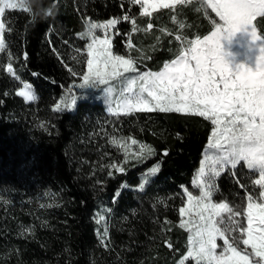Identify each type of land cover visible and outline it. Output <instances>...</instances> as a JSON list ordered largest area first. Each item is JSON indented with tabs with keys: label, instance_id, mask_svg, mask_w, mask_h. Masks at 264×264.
<instances>
[{
	"label": "trees",
	"instance_id": "1",
	"mask_svg": "<svg viewBox=\"0 0 264 264\" xmlns=\"http://www.w3.org/2000/svg\"><path fill=\"white\" fill-rule=\"evenodd\" d=\"M46 9L53 14L44 19ZM125 15L129 19L122 21ZM108 19L120 20L113 52L140 58V71H159L187 41L202 39L214 30L213 22L220 23L200 0L148 16L132 0H39L32 11H5L0 194H8L11 204L0 207V264H176L187 252L190 233L177 224L179 209L183 189H191L208 146L211 122L188 113L110 115L101 102L85 98L88 92L78 95L72 111L52 109L85 72L88 40L79 35L86 23ZM254 25L264 35V17ZM9 64L15 77L6 71ZM21 83L31 86L34 102L16 94ZM129 138L156 154L124 163L113 141ZM112 163L125 170L117 172ZM157 164L159 171L149 175L141 190L144 174ZM255 179L257 174L241 163L217 178L213 198L243 209L247 194L259 197ZM37 193L52 195L56 202L34 209L25 197ZM102 207L110 222L103 243L94 220Z\"/></svg>",
	"mask_w": 264,
	"mask_h": 264
},
{
	"label": "snow or ice",
	"instance_id": "2",
	"mask_svg": "<svg viewBox=\"0 0 264 264\" xmlns=\"http://www.w3.org/2000/svg\"><path fill=\"white\" fill-rule=\"evenodd\" d=\"M184 2L132 0L140 5L142 16L151 15L149 9L170 8ZM200 3L210 7L222 23L213 22L214 30L202 39L197 37L187 41L188 46L182 48L175 59L164 63L159 71H140L131 57L113 52L112 38L108 33L116 27L117 19L89 22L82 34L90 40L87 44V71L83 73L81 83L68 86L71 102L64 106L71 109L77 100L72 94L73 87L83 89L86 86L100 89L111 104L115 89L108 85L109 81L117 80L123 87L116 109L110 106L109 113H190L209 120L212 128L208 148L213 154L205 155L193 181L199 187V195L194 196L185 189L187 204L179 209L184 216L186 212L191 215L194 208L197 217L180 224L190 235L188 251L179 264L189 258L195 264H264V35L258 34L254 25L257 17H264V0H200ZM6 9L29 11L24 0H0V17ZM123 19L129 17L125 15ZM132 24L135 31V19ZM97 29L103 31V38L96 35ZM245 30L258 47L255 67L244 64L230 67L221 40L231 41L235 33ZM4 31L5 24L0 22V51L6 46ZM176 39L179 40L180 36ZM6 71L13 72L10 64ZM128 73L135 75H125ZM72 75L77 73L72 71ZM102 85L105 87L101 89ZM25 88L28 91L17 95L35 100L30 86L25 85ZM54 110L59 111L60 105L57 104ZM131 143L137 141L132 139ZM155 154L151 146L141 144L135 158L142 162ZM127 160L126 155L124 163ZM241 163L259 173V178L253 181L260 188L259 197L247 194V205L243 209L226 202V199L216 202L213 197L217 178L226 169L235 170ZM110 167L118 172L125 170L116 163ZM158 171L157 164L149 169L148 175ZM108 175L111 176L112 172L109 171ZM146 183L147 180L140 185L141 190ZM243 219H246L247 226L242 223ZM100 220H104V216H100L97 223ZM104 235H107V229ZM218 241H222V245ZM239 244L244 248L241 249ZM249 248L250 252L247 251Z\"/></svg>",
	"mask_w": 264,
	"mask_h": 264
},
{
	"label": "rangeland",
	"instance_id": "3",
	"mask_svg": "<svg viewBox=\"0 0 264 264\" xmlns=\"http://www.w3.org/2000/svg\"><path fill=\"white\" fill-rule=\"evenodd\" d=\"M188 1L189 0H185V2H188ZM205 6L207 8H210L206 4H205ZM157 9H159V8H157ZM6 10H12V9H6ZM16 10H22V9H16ZM149 11L151 13L153 12L151 9H149ZM218 19H219V17H218ZM121 20L122 21H126L123 18ZM119 21L120 20H118V22ZM0 22H2V17H0ZM88 23L89 22L86 23V28H87ZM220 23H222V22L220 21ZM114 29L110 30V32L108 33V35L111 38H113ZM82 34L79 35V37L80 38L87 39L88 40V43H89L90 42L89 38L87 36H83L82 37ZM96 35H98L101 38H103L104 33H103L102 30L97 29L96 30ZM221 46H222V51H224L226 53L225 60L229 63V66L230 67H234L237 64H244L246 67H249V68H254L255 67V57L259 54L258 47H257L256 42L251 41V38L248 35V33H247L246 30L235 33L234 36L232 37L231 41H227V40L222 39L221 40ZM127 47H130L129 46V43H127ZM86 52H87V47H86ZM143 53L144 52H142V54ZM126 58H127V56H126ZM132 59L136 62V66L138 67V64L140 62V60H139L140 58L139 59L132 58ZM7 67H6V69H7ZM86 71H87V62H86L85 72ZM9 74L11 76L15 77V75H14L13 72L12 73H9ZM125 75L131 76V75H135V74L134 73H128V74H125ZM81 82L82 81L80 79L77 82V84H79ZM25 85L30 86L27 83H21V87L16 92V94L18 92H21V91H28V89L25 88ZM108 86H111V87H113L115 89V91L113 92L114 99L111 102V104L109 103V101H108L107 97L105 96V94L100 89H97V88H94V87H91V86H86L83 89H78V88L73 87L72 94L73 95H76L78 97V95L83 94V93L86 94L88 92V94H87V96H85V98L90 97V98L96 99L97 101L101 102L104 105V107H105L106 113H108L110 115H125L124 113H121L119 111H117L116 114H112V113H109L108 112V108L110 106L112 108L116 109L117 103L119 102V92H120L121 88L123 87V84L120 83L117 80H114V81H109V85ZM103 87H105V86L102 85L101 86V89ZM30 89L33 92L31 86H30ZM34 95H35V93H34ZM19 97H21L24 100V102H26V103H31V102H34L36 100V99L35 100H26L24 96H19ZM70 102H71V96L68 94V91H66L65 94L60 98V100H58L56 102V104L53 106L52 109L54 110L56 108V105L59 104L60 105V110L59 111H64V110L72 111L73 106H72L71 109L65 108V106H64L65 104L70 103ZM188 114H190V113H188ZM131 140L132 139H129L127 141H125V140L115 141V144H117L118 147L121 149L122 153L124 154V159H125V156L127 155L128 156V160H133V161L138 162V160L135 158V154L140 151V145L141 144L138 143V142L136 144H132L131 143ZM125 149H127V151ZM206 154L207 155H212L213 154L212 153V150H210L208 148V146H207V148H206V150H205V152H204V154L202 156L201 161L204 160ZM145 160L146 159H143L142 162L145 161ZM200 166H201V162H200L199 167H198V169L196 171V175H195V178L193 179V181L196 179V176H197V173H198V170H199ZM151 168H149V169H151ZM149 169L144 174V177L142 179V183H144L145 180H147V178L149 177V175H148ZM227 170H232V169L231 168H228L225 171H227ZM254 172L257 174V179H258L259 178V173L257 171H254ZM185 189L186 188L183 189L184 193H185ZM137 190H140V188H137ZM187 190L189 192H191L194 196H198L199 195V187L197 185H195L193 182L191 184V189H187ZM184 196H185V201H184L182 207H184L187 204V196L185 194H184ZM25 198L27 199L29 205L31 207H33L34 209L45 208V207H48V206L53 205L56 202V198L54 196L47 195V194H45V195L38 194V193L37 194H31L29 196H26ZM10 204H11V198H10V196L8 194H0V207H4L5 208L6 206H9ZM246 205H247V203H246ZM107 212H108L107 209L104 208V207H102L100 209V211H98V212L95 213V216H94V220H95L96 224L99 226V229H98V232H97L98 233V237H99L100 240H101V237H103L104 241L107 239V235L106 236L104 235L105 229H107V232H108L109 227H110V222H109L108 218L106 217ZM100 216H104V220H100V222L97 223V221L99 220ZM190 218L193 219V220L197 219V217L195 216V209L194 208L192 210V214L191 215L186 212L184 216H181V214L179 212V221L177 223L178 226L181 227L180 226L181 222L182 221L187 222ZM244 225L247 226L246 219H245ZM182 229L187 230L186 228H182ZM237 235H239V233H237ZM218 243H220L222 245L223 242L222 241H218ZM238 246L241 249L244 248V245L243 244H239ZM187 251H188V241H187ZM247 251L250 252L251 249L249 248V249H247ZM181 259L176 264H179V262L181 261ZM253 259H256V258L253 257ZM188 260H192V259L189 258ZM186 261L187 260L184 261V264H186ZM192 261L195 263L194 260H192Z\"/></svg>",
	"mask_w": 264,
	"mask_h": 264
},
{
	"label": "clouds",
	"instance_id": "4",
	"mask_svg": "<svg viewBox=\"0 0 264 264\" xmlns=\"http://www.w3.org/2000/svg\"><path fill=\"white\" fill-rule=\"evenodd\" d=\"M38 2H39V0H24V5L28 8L29 11H32L33 8L35 7V5H37ZM52 14H53V10L46 9L42 13V18L47 19L48 16H50Z\"/></svg>",
	"mask_w": 264,
	"mask_h": 264
}]
</instances>
